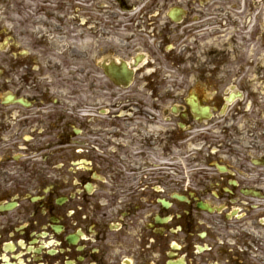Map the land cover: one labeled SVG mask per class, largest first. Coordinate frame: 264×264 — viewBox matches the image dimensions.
Listing matches in <instances>:
<instances>
[{
    "label": "flooded vegetation",
    "instance_id": "flooded-vegetation-1",
    "mask_svg": "<svg viewBox=\"0 0 264 264\" xmlns=\"http://www.w3.org/2000/svg\"><path fill=\"white\" fill-rule=\"evenodd\" d=\"M0 264H264V0H0Z\"/></svg>",
    "mask_w": 264,
    "mask_h": 264
}]
</instances>
